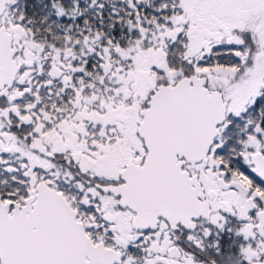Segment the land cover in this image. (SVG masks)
Masks as SVG:
<instances>
[{
    "label": "snow or ice",
    "instance_id": "6c2138e0",
    "mask_svg": "<svg viewBox=\"0 0 264 264\" xmlns=\"http://www.w3.org/2000/svg\"><path fill=\"white\" fill-rule=\"evenodd\" d=\"M0 264H264V0H0Z\"/></svg>",
    "mask_w": 264,
    "mask_h": 264
}]
</instances>
